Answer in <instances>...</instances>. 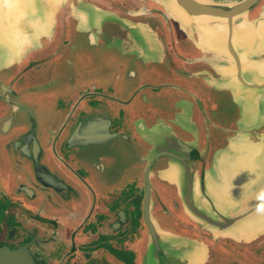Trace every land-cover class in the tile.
Instances as JSON below:
<instances>
[{
	"label": "flooded vegetation",
	"instance_id": "1",
	"mask_svg": "<svg viewBox=\"0 0 264 264\" xmlns=\"http://www.w3.org/2000/svg\"><path fill=\"white\" fill-rule=\"evenodd\" d=\"M91 1L158 31L165 60L80 31L65 8L50 40L9 75L0 93V264H186L153 245L147 211L158 230L211 244L216 264H264V241L213 239L183 214L178 188L189 145L208 175L227 143L264 117V94L244 91L249 75L230 65L219 34L206 49L191 38L183 45L154 0ZM262 11L259 0L249 14Z\"/></svg>",
	"mask_w": 264,
	"mask_h": 264
},
{
	"label": "water",
	"instance_id": "2",
	"mask_svg": "<svg viewBox=\"0 0 264 264\" xmlns=\"http://www.w3.org/2000/svg\"><path fill=\"white\" fill-rule=\"evenodd\" d=\"M179 27L183 45L212 43L218 34L226 40L230 65L245 83L249 95L264 94V11L252 18L259 0H154ZM69 8L80 31L94 30L113 38L123 51L165 60L163 37L150 25L102 10L91 0H0V93L32 50L54 35L62 11ZM241 22L237 23L236 20ZM239 24V25H238ZM91 29H88V28ZM56 28V29H55ZM217 35V36H216ZM213 49V48H212ZM250 75H253L252 77ZM189 145L188 179L178 184L181 210L192 222L223 237L249 244L264 238V117L257 126L233 137L204 175ZM210 171V172H209ZM210 174V175H209ZM215 178H213V176ZM150 236L163 256H176L186 264H216L213 246L203 238L171 230H158L147 211ZM160 241V243H159ZM5 253H3L4 255ZM14 256V252H9ZM165 264H169L164 260Z\"/></svg>",
	"mask_w": 264,
	"mask_h": 264
},
{
	"label": "rangeland",
	"instance_id": "3",
	"mask_svg": "<svg viewBox=\"0 0 264 264\" xmlns=\"http://www.w3.org/2000/svg\"><path fill=\"white\" fill-rule=\"evenodd\" d=\"M263 241H264V238H262L261 240L255 241L254 243H249V244L256 245V244H259L260 242H263Z\"/></svg>",
	"mask_w": 264,
	"mask_h": 264
}]
</instances>
